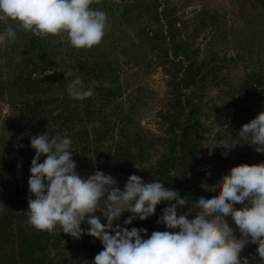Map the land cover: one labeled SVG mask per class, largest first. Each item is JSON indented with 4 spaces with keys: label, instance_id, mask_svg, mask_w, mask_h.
Instances as JSON below:
<instances>
[{
    "label": "trees",
    "instance_id": "obj_1",
    "mask_svg": "<svg viewBox=\"0 0 264 264\" xmlns=\"http://www.w3.org/2000/svg\"><path fill=\"white\" fill-rule=\"evenodd\" d=\"M256 3L264 13V0ZM187 4L188 0H94L92 8L107 14V28L101 43L87 50L70 46L60 36L37 37L27 31L4 43L0 50V100L5 98L10 115L18 120L20 129L25 128L27 136L10 143L0 141V246L7 248L0 255V264H92L103 250L98 239L86 234L77 240L59 226L40 231L28 222V180L36 155L30 144L32 136L46 132L50 137L68 136L81 177L100 170L111 174L121 190L123 178L133 174L178 191L187 205L217 190L213 185L227 172L216 166L207 177L210 187L190 189L197 179L202 105L207 89L220 86L223 70L244 63L240 58L218 57L212 47L205 48L204 59H199L201 48L188 34L189 21L183 15ZM6 27L7 23H0L2 32ZM256 65L260 69L231 87L237 96L232 121L244 118L224 136L233 133L228 141L242 152L245 147L240 144L250 142L239 137L242 123H250L264 111V63ZM48 68L56 72L45 76ZM160 68L167 103L166 110L155 113L156 134L135 119L145 99L144 80ZM65 72L71 73L67 79ZM77 78L84 89H92L91 97L82 101L69 97L68 86ZM252 106H257L256 112ZM245 158H249V166L258 165V158L264 163V153L256 148ZM168 206L162 202L152 217L143 222L134 220L129 229H146L144 239L154 231H166L157 221ZM131 215L125 212L116 223L124 224ZM101 223H107L102 216ZM233 229L239 232L236 226ZM257 247L249 243L241 257L248 256L250 264H260Z\"/></svg>",
    "mask_w": 264,
    "mask_h": 264
},
{
    "label": "clouds",
    "instance_id": "obj_2",
    "mask_svg": "<svg viewBox=\"0 0 264 264\" xmlns=\"http://www.w3.org/2000/svg\"><path fill=\"white\" fill-rule=\"evenodd\" d=\"M93 3L0 0V23H7L0 43L13 42L18 32L27 31L37 37L60 36L76 49H91L101 43L107 28V14L92 8ZM55 72V68H48L44 75ZM64 74L65 79L71 75ZM68 95L82 101L93 91L84 89L77 78L70 82ZM238 134L264 153V111L243 125ZM30 144L36 155L28 180V222L40 231L59 226L77 240L85 234L98 239L103 250L92 264H250L248 257H241L249 243L258 245L260 264H264V163L231 168L222 174L214 193L201 196L178 215V209L188 201L158 180L145 182L133 174L121 190L111 174L100 170L81 177L72 159V140L66 135L50 137L46 132L32 136ZM220 146L225 155L236 147L231 143ZM41 157L46 159L40 162ZM162 202L170 206L162 210L157 223L166 231H154L144 239L146 229H129L134 220L143 222L152 217ZM236 204L244 207L237 209ZM125 212L132 215L124 220V227L114 224ZM101 216L106 224L101 223ZM226 217L238 228L239 238ZM85 223L88 227L82 228Z\"/></svg>",
    "mask_w": 264,
    "mask_h": 264
},
{
    "label": "rangeland",
    "instance_id": "obj_3",
    "mask_svg": "<svg viewBox=\"0 0 264 264\" xmlns=\"http://www.w3.org/2000/svg\"><path fill=\"white\" fill-rule=\"evenodd\" d=\"M256 1L188 0V4L183 10L184 19L189 21L188 34L192 37L194 44L201 48L200 60L205 57V48L210 50L212 47L217 52L218 57L240 58L244 63L232 65L228 70H223L220 86L208 88V94L206 97L204 96L203 123L199 134L201 150L196 155L198 158L195 166L197 179L195 183L190 184L192 191L196 189L197 185L202 188L210 187L211 181L207 177L210 169L214 166L228 173L235 166L249 165V158L247 160L245 155L255 150L253 145L243 143L240 144V146L245 147L243 152L238 148H233L228 150L225 155V150L220 145L229 143V137L234 134L232 133L229 137L224 135H226L227 130L240 125L241 118H244L243 116L235 120L236 122L232 121L231 113L236 109L237 96L236 92L231 91V87L239 85L246 74L260 69L256 64L264 63V13ZM3 33L0 30V34ZM209 42L210 47L208 46ZM3 45L4 43H0V50L3 49ZM163 79L165 78L160 68L144 80L145 83L143 82L142 87L145 90V99H143V107L140 110L141 114L135 119L146 130L156 134H159V128L155 113L162 108L166 110L167 103ZM222 91H227V93L224 95ZM127 93L130 94L131 90ZM5 102V98L0 100V141L10 143L27 136V133L25 128L20 129L17 126L18 120L10 115ZM240 106L247 108L249 105L242 104ZM252 110L256 112L257 106H252ZM243 125L245 123H242ZM210 148H212V154H210ZM156 154L157 152L154 155ZM148 158L152 159L153 157ZM258 159V164H261L262 159ZM127 180L123 178L124 186ZM215 184L213 186L217 188L218 183ZM190 206L182 207L180 214L186 212ZM226 220L230 227H235L231 217H226ZM121 226L124 227V224ZM234 234L240 237L239 232L235 231ZM73 243L74 241H71V244ZM6 251L5 246H0V255Z\"/></svg>",
    "mask_w": 264,
    "mask_h": 264
}]
</instances>
